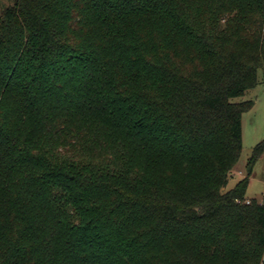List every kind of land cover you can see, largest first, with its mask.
<instances>
[{
    "label": "trees",
    "instance_id": "trees-1",
    "mask_svg": "<svg viewBox=\"0 0 264 264\" xmlns=\"http://www.w3.org/2000/svg\"><path fill=\"white\" fill-rule=\"evenodd\" d=\"M264 0H0V264H264Z\"/></svg>",
    "mask_w": 264,
    "mask_h": 264
},
{
    "label": "rangeland",
    "instance_id": "rangeland-1",
    "mask_svg": "<svg viewBox=\"0 0 264 264\" xmlns=\"http://www.w3.org/2000/svg\"><path fill=\"white\" fill-rule=\"evenodd\" d=\"M3 4H11V0H1ZM258 84L246 90L241 96L233 99L234 102L251 101L252 106L241 115V154L231 171L226 189L232 188L235 183L246 177V163L251 155L252 148L264 139V83L261 72H258ZM255 199L264 202V158L260 157L254 164L245 200Z\"/></svg>",
    "mask_w": 264,
    "mask_h": 264
}]
</instances>
